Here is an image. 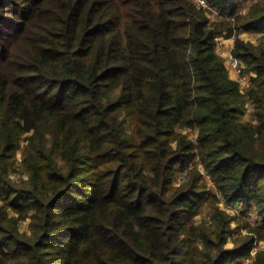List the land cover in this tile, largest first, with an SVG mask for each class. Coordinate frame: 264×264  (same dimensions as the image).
I'll list each match as a JSON object with an SVG mask.
<instances>
[{
	"label": "trees",
	"instance_id": "1",
	"mask_svg": "<svg viewBox=\"0 0 264 264\" xmlns=\"http://www.w3.org/2000/svg\"><path fill=\"white\" fill-rule=\"evenodd\" d=\"M206 1L223 22L194 0H0V264H232L264 242V45L239 37L264 34V0ZM222 201L259 221L232 229Z\"/></svg>",
	"mask_w": 264,
	"mask_h": 264
},
{
	"label": "rangeland",
	"instance_id": "2",
	"mask_svg": "<svg viewBox=\"0 0 264 264\" xmlns=\"http://www.w3.org/2000/svg\"><path fill=\"white\" fill-rule=\"evenodd\" d=\"M251 3H252V0L246 2L245 4L243 3L244 5H243V9H242L241 13L247 12L248 7L251 5ZM211 20L214 22H223L224 18L221 14H214L211 16ZM244 34H246V35H244ZM241 35L245 36V37L244 36L243 37L245 38L246 42H251V43L256 44V45L257 44H263L264 45V35L263 34L241 32L239 34V37ZM224 40L225 39H222L221 41H219V43L217 42V48H219V49H217V53L222 58H224V56H225L224 52L226 53V48L228 46V44L225 43ZM229 76L232 80L234 79V76L230 75V73H229ZM252 111H253L252 106L250 104H247L246 113L244 116V121H252V119H253L252 118ZM185 133H187V132L185 131ZM26 138H27V136L22 137V139L19 142V147H18V150L15 154V159L17 162V169L18 170L15 173L11 174V178L15 182H18V183H23V182H26L28 180V176L25 174L23 166H22L23 161H24L23 151H24L25 147L27 146ZM192 138L195 139V136H193V134H192ZM182 178H184V177L181 176L178 178V180H181ZM206 180L208 181L209 187L211 188V190L214 191V185L212 184L210 179L208 177H206ZM219 206H220L221 210H223L224 212H226L228 214V216H230L231 218L237 219V221L234 220L231 223L232 229L237 228V226H238L237 223L238 224L240 223L241 226H243L244 222H248V223L255 226L256 221L259 219V216L254 211H251L245 217L242 216V214H243L242 213V211H243L242 205L227 204V203L222 201ZM207 212H208V209L206 207H203L201 216L197 219L199 223L202 222V220L207 217ZM29 224H30V219H28L25 222H22L20 224V231L21 232H28L29 231ZM247 236H249V233L245 229H241L239 234H237V233L232 234L227 239L226 248L227 249H233V247L235 245V243H234L235 240H237L238 238L247 237ZM263 249H264V242L263 241L258 242V250H259L258 252H260ZM254 258H255V256L253 257L249 253L248 256L242 257L238 261H235L232 264H253Z\"/></svg>",
	"mask_w": 264,
	"mask_h": 264
},
{
	"label": "built area",
	"instance_id": "3",
	"mask_svg": "<svg viewBox=\"0 0 264 264\" xmlns=\"http://www.w3.org/2000/svg\"><path fill=\"white\" fill-rule=\"evenodd\" d=\"M194 2H195V4H197V6L199 8H201L202 10H204L208 14L209 18H211V16L214 14H219L215 9H213L208 4V2L206 0H194ZM227 19H228V21H234V19L230 18V17H227ZM222 39H219L218 43ZM224 42H225V40H224ZM217 49H219V48H217ZM233 51H234V43L233 44L228 43V46L226 48V53L224 52L225 56H224L223 60L225 62L228 73H230V75L234 76L233 80L239 84L241 93L245 94V92L247 91V89L250 86L252 74L245 73L244 65L242 64V62L237 57L234 56ZM239 205H241V204H239ZM258 251H259L258 250V242H256V243H254V245L250 251L251 256H253V257L256 256Z\"/></svg>",
	"mask_w": 264,
	"mask_h": 264
},
{
	"label": "crops",
	"instance_id": "4",
	"mask_svg": "<svg viewBox=\"0 0 264 264\" xmlns=\"http://www.w3.org/2000/svg\"><path fill=\"white\" fill-rule=\"evenodd\" d=\"M244 35H246V34H244ZM244 35H243V36H244ZM243 36L241 35L240 38H241L242 40H245V38H244L245 36H244V37H243ZM245 41H246V40H245ZM225 43H227V44H228V43L233 44V43H234V39H231V40H225ZM258 220H259V219H258Z\"/></svg>",
	"mask_w": 264,
	"mask_h": 264
}]
</instances>
